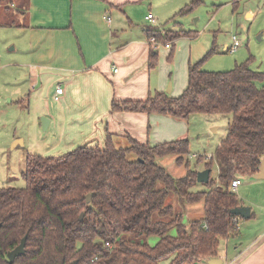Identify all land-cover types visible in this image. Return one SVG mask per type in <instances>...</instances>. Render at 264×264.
I'll list each match as a JSON object with an SVG mask.
<instances>
[{
  "label": "trees",
  "instance_id": "obj_1",
  "mask_svg": "<svg viewBox=\"0 0 264 264\" xmlns=\"http://www.w3.org/2000/svg\"><path fill=\"white\" fill-rule=\"evenodd\" d=\"M232 1L237 9L241 0ZM202 3L191 0L179 15ZM148 33L161 41L198 35H163L154 28ZM217 53L214 43L190 64L188 86L179 97L157 93L146 101L112 104L113 112L183 120L195 114L229 115L227 135L212 159L197 157L211 172L217 164L218 176L210 177L208 190L193 189L199 184L197 172L188 162L187 175L179 179L157 164V158L176 155L182 165L190 154L187 138L151 147L129 137V147L117 148L109 135L103 148L82 146L58 156L28 154L26 186L0 188V264H201L218 257L221 241L237 234L240 220L231 214L242 206L231 183L256 175L264 159V84L259 86L264 73L252 70L249 61L229 71L205 70L204 63ZM155 65L153 60L150 67ZM131 154L136 158L129 159ZM159 182L162 188H157ZM170 193L181 202L203 200V218L184 223L183 215L166 205ZM155 214L171 219L155 221ZM25 236V254L11 262L8 253Z\"/></svg>",
  "mask_w": 264,
  "mask_h": 264
},
{
  "label": "crops",
  "instance_id": "obj_2",
  "mask_svg": "<svg viewBox=\"0 0 264 264\" xmlns=\"http://www.w3.org/2000/svg\"><path fill=\"white\" fill-rule=\"evenodd\" d=\"M190 2L0 0V31H15V42L20 43L25 56L16 66L22 68L21 79L29 84V89L20 87L18 104L27 108L30 119V154H61L82 146L103 148L109 135L117 148L129 147V137L151 147L187 138L185 121L189 119L113 112L112 104L146 101L157 93H166L170 85L169 95L183 94L190 64L201 60L214 41L197 33L170 40L171 48L153 52L148 29L163 35L192 32L193 27L184 23L186 14L179 15ZM149 14L157 19L156 25H149ZM247 15L254 17L253 12ZM231 44L226 43L222 50L226 53ZM153 60L156 65L151 68ZM59 87L63 93L56 100ZM43 116L50 120L44 135L40 122ZM20 141L26 144L25 138ZM261 181L264 179L252 177L248 188L253 191L264 187ZM197 190L205 191L199 186ZM237 193L242 206L251 208V217L238 220L237 234L221 241L216 258H221L223 264H264V197L252 200L245 192ZM181 214L184 221L185 215ZM164 263L170 264V260Z\"/></svg>",
  "mask_w": 264,
  "mask_h": 264
},
{
  "label": "rangeland",
  "instance_id": "obj_3",
  "mask_svg": "<svg viewBox=\"0 0 264 264\" xmlns=\"http://www.w3.org/2000/svg\"><path fill=\"white\" fill-rule=\"evenodd\" d=\"M248 12H253L254 17L247 15ZM185 16L184 23L193 27L191 28L193 33L211 38L217 46L218 53L204 63L205 70L229 71L236 63L249 61L252 70L264 73V0H241L237 9L234 8L232 0H203L198 8ZM155 20L157 24V19ZM233 35L239 36L243 44L235 53H225L222 50L223 45L232 41ZM17 39L15 31H0V188L26 186L23 173L27 156L32 153L29 151L30 119L27 108L18 104L22 95L20 87L27 86L29 89V84L21 79L24 74L21 72L22 68L18 70L16 66L17 62L25 60L22 46L15 42ZM6 64L8 65L5 66ZM263 84L264 81L259 86ZM25 106L27 107L26 104ZM229 118V115H192L185 121L189 129L187 138L190 140V154L184 157V163L178 165L176 162L178 156L169 155L157 158V164L176 179L187 175L186 162L189 169L197 173L205 170L206 162H199L193 155H214L220 141L227 135ZM42 134L44 135L43 129ZM16 137L25 138L26 144L20 141L21 138ZM64 153L66 152L61 154ZM61 154L48 153L45 156ZM135 158L133 154L129 155V159ZM218 171L215 163L211 177L217 178ZM241 178L243 183L234 191L235 193L245 192L246 197L252 200L264 197V187H256L253 191L248 188V181L252 177ZM261 182L264 184V181ZM163 186L161 182L157 184V188ZM197 186L202 190H208L207 184ZM197 186L193 189L197 190ZM166 205L172 206L176 213H183L185 222L189 219H200L204 215L203 200L193 204L181 202L176 194L170 193ZM170 219L169 216L160 217L157 214L153 216L155 221ZM150 240L154 242L152 238Z\"/></svg>",
  "mask_w": 264,
  "mask_h": 264
},
{
  "label": "water",
  "instance_id": "obj_4",
  "mask_svg": "<svg viewBox=\"0 0 264 264\" xmlns=\"http://www.w3.org/2000/svg\"><path fill=\"white\" fill-rule=\"evenodd\" d=\"M167 94L171 93V85L169 86ZM50 124V120L43 116L41 117V125L44 132L47 131ZM211 177V170L205 169L201 172L197 173V182L200 184H208ZM254 179H264V159L261 161V166L259 168V172L253 176ZM91 200V195L87 196V202L89 203ZM233 216L239 217L241 219H249L251 217V208L247 206H241L235 208L231 211ZM84 213L81 214L80 220H83ZM27 236H25L21 243L12 251L8 253V258L11 262H14L16 258L21 257L25 254ZM208 264H223V260L221 258H211L208 260Z\"/></svg>",
  "mask_w": 264,
  "mask_h": 264
},
{
  "label": "built area",
  "instance_id": "obj_5",
  "mask_svg": "<svg viewBox=\"0 0 264 264\" xmlns=\"http://www.w3.org/2000/svg\"><path fill=\"white\" fill-rule=\"evenodd\" d=\"M146 20L149 21L151 24L156 23V20L152 14H149L146 17ZM148 43H149L150 48L153 52H157L163 47L167 48V49L171 48L170 42H164V41L158 40L154 36L149 37ZM242 44H243V40L239 36L233 35L232 36V44L226 48V52L235 53L242 46ZM62 93H63V89L61 87L57 88L56 100H58V95H60ZM198 156L199 155H193V157H198ZM212 157H213L212 155H208V156H206V159L211 160ZM242 183H243L242 178L236 177L231 183V189L233 191H235L240 185H242ZM234 222H236V220H234ZM236 224H237V222H236ZM237 227H238V225H237ZM237 227H236V229H237ZM108 246H109V244H108Z\"/></svg>",
  "mask_w": 264,
  "mask_h": 264
}]
</instances>
